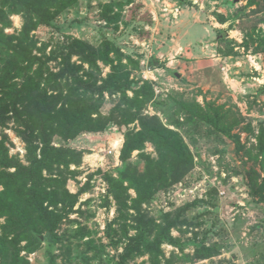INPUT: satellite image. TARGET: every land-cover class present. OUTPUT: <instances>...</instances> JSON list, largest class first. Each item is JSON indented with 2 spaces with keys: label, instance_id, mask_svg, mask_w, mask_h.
Instances as JSON below:
<instances>
[{
  "label": "rangeland",
  "instance_id": "374dc122",
  "mask_svg": "<svg viewBox=\"0 0 264 264\" xmlns=\"http://www.w3.org/2000/svg\"><path fill=\"white\" fill-rule=\"evenodd\" d=\"M9 14H0L6 37L18 35L25 22L22 14ZM30 36L46 56L77 40L92 46L112 42L125 56L133 88L153 94L144 115L157 116L180 134L193 168L173 185L154 186L138 209L127 183L113 193L125 135L138 132L139 125L127 123L117 109L120 95L105 94L103 130L50 138L52 148L69 150L72 157L64 156L43 176L62 180L70 197L50 204L58 214L56 228L51 234L36 230L42 241L26 257L29 264H264V204L251 190L264 177V0H77L48 24H35ZM33 55L42 56L37 49ZM5 56L0 71L9 63L7 58L1 64ZM99 65L105 78L110 69ZM49 66L59 72L58 61ZM22 68L10 79L20 88L27 65ZM126 94L133 97L132 90ZM0 117V148L27 166L24 128L12 112L0 109ZM42 147L33 142L37 160ZM148 158L157 160L158 154L145 142L129 159L132 174L146 177ZM142 217L162 229L170 226L158 262L129 247ZM199 244L217 255L191 261Z\"/></svg>",
  "mask_w": 264,
  "mask_h": 264
},
{
  "label": "trees",
  "instance_id": "16d2710c",
  "mask_svg": "<svg viewBox=\"0 0 264 264\" xmlns=\"http://www.w3.org/2000/svg\"><path fill=\"white\" fill-rule=\"evenodd\" d=\"M76 2L0 1L1 16L22 14L25 21L18 35L6 37L0 33V55H6L1 64L5 65L6 59H9L7 67L0 71L4 72L0 73V109L12 112L15 124L24 128L21 136L26 143L29 161L27 166L22 165L0 148V219H4L0 225L1 264H29L26 257L35 253L42 241L36 230L44 229L48 234L55 230L58 214L49 210L50 204H60L69 200L70 196L64 190L62 180L44 177L43 172L51 171L54 163H64V156L71 158L72 155L69 150L52 148L50 138L58 132L64 138H73L83 132L103 130L106 120L100 107L105 103V94L112 97L120 95L117 109L125 114L127 123L137 121L139 125L138 132L125 135L120 153L119 178L115 180L116 185L111 184L113 193L117 185L127 183L125 191H134L133 208L138 209L150 198L154 186L159 183L162 187L173 185L193 168L192 155L180 134L165 127L157 116L144 115L153 94L133 88L135 81L130 79L131 72L125 56L112 42L103 41L92 46L77 40L70 48L56 54L51 52L48 56L44 48H37L36 40L30 36L35 24H48L49 20ZM224 23L221 20V24ZM262 47L260 50L264 51ZM36 49L41 57L33 55ZM73 58L76 60L72 61ZM52 60L59 62V72L51 71L49 63ZM100 63L110 69L105 78ZM24 65H27V71L23 77L24 88H20L10 79L13 70L20 73L24 71ZM34 65H37L36 69H33ZM130 90L133 91L132 98L126 94ZM3 123L0 117V125ZM35 140L43 144L39 160L33 155ZM145 142H149L158 154L157 160L147 159L146 177L132 174L129 163L132 153L141 152ZM251 190L264 204V177L259 184L252 185ZM45 203L48 205L45 206ZM142 219L135 228L137 233L128 239L129 247L137 256L147 254L158 262L162 255L160 246L166 242L165 229L170 226L162 229L146 218ZM151 234L153 238L149 240ZM22 252L26 256H21ZM216 255L215 248L199 244L189 257L191 261H202ZM165 264H171V261L166 260Z\"/></svg>",
  "mask_w": 264,
  "mask_h": 264
},
{
  "label": "water",
  "instance_id": "95a60500",
  "mask_svg": "<svg viewBox=\"0 0 264 264\" xmlns=\"http://www.w3.org/2000/svg\"><path fill=\"white\" fill-rule=\"evenodd\" d=\"M179 77V75H177ZM42 239V238H41Z\"/></svg>",
  "mask_w": 264,
  "mask_h": 264
}]
</instances>
